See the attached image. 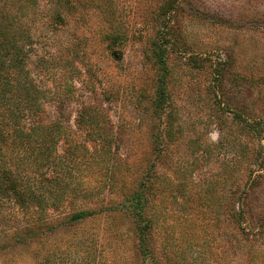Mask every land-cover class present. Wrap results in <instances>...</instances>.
<instances>
[{"label":"rangeland","instance_id":"374dc122","mask_svg":"<svg viewBox=\"0 0 264 264\" xmlns=\"http://www.w3.org/2000/svg\"><path fill=\"white\" fill-rule=\"evenodd\" d=\"M73 2L57 32L38 19L29 66L46 96L39 122L61 133L58 153L70 144L88 159L75 180L87 196L49 208L52 222L101 211L46 240L70 252L53 264H147L137 221L122 207L142 179L148 243L163 263L168 255L176 264H264V0ZM49 8L41 0L43 17ZM158 46L165 59L153 55ZM40 57L58 66H36ZM255 118L259 133L248 125ZM23 212L0 206L8 256L0 262H34L33 253L9 249Z\"/></svg>","mask_w":264,"mask_h":264},{"label":"trees","instance_id":"16d2710c","mask_svg":"<svg viewBox=\"0 0 264 264\" xmlns=\"http://www.w3.org/2000/svg\"><path fill=\"white\" fill-rule=\"evenodd\" d=\"M48 3L50 13L43 17L41 0H0V206L15 203L24 211L21 217L14 218L17 225L12 232L11 247L7 248L15 253L20 250L33 253V264H53L66 260L65 254L70 253L69 249L52 243L44 244L46 240L60 227L64 229L74 227L83 219L101 211L98 207L79 209L61 217L57 224L52 222L53 212H49L51 208H54V211L59 210L67 196L73 197L75 192L82 194L84 198L87 196L81 184L75 180L81 173L79 166L87 168L88 159L86 160L84 156L79 158L70 144L66 150L68 152L65 151L66 155L59 154L58 151L62 148L58 150L60 131L55 125L45 127L38 119L41 100L46 96L29 66L31 53L36 48L37 21L46 19L47 26L53 32H57L60 26H67L70 23L75 9L73 0H48ZM114 36L116 37L113 40H121L120 36ZM153 55L165 59L166 49L158 46L154 49ZM35 65L52 71L58 63H50L47 58L40 57L36 59ZM28 118L33 122L29 127L26 123ZM248 125L255 132L263 131V122L259 118H255ZM95 138L108 140L102 136ZM110 140L117 141L118 138L111 137ZM84 148L88 150L86 146ZM158 151L161 152L159 149ZM263 164L264 160H261L258 166ZM75 166L78 170L76 176ZM147 186L148 182L142 179L137 189L126 193V199L122 203L128 217H133L135 222L137 221L139 253L147 264H154L151 263L154 258L155 264H176L168 255L165 256L166 261L163 263L161 259L155 257L148 243L151 240V218L147 205ZM112 208L105 209L116 211ZM244 213L242 210L240 217L252 219L250 216L244 217ZM39 244H42V251L39 250ZM5 250L6 247L0 246V254L7 258ZM72 258V255L67 256L70 261ZM10 261H3L0 264H17ZM70 264L77 263L72 261Z\"/></svg>","mask_w":264,"mask_h":264}]
</instances>
